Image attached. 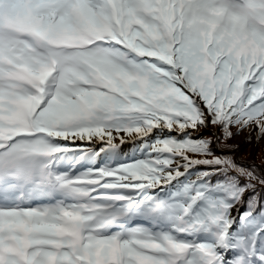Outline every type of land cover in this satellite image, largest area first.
<instances>
[{
	"label": "snow or ice",
	"instance_id": "6c2138e0",
	"mask_svg": "<svg viewBox=\"0 0 264 264\" xmlns=\"http://www.w3.org/2000/svg\"><path fill=\"white\" fill-rule=\"evenodd\" d=\"M264 0H0V264H264Z\"/></svg>",
	"mask_w": 264,
	"mask_h": 264
},
{
	"label": "trees",
	"instance_id": "16d2710c",
	"mask_svg": "<svg viewBox=\"0 0 264 264\" xmlns=\"http://www.w3.org/2000/svg\"><path fill=\"white\" fill-rule=\"evenodd\" d=\"M227 143L233 146L232 154L235 159H238L244 164L264 166V144H246L239 151V145H236L232 138Z\"/></svg>",
	"mask_w": 264,
	"mask_h": 264
},
{
	"label": "rangeland",
	"instance_id": "374dc122",
	"mask_svg": "<svg viewBox=\"0 0 264 264\" xmlns=\"http://www.w3.org/2000/svg\"><path fill=\"white\" fill-rule=\"evenodd\" d=\"M232 140L236 143V145H239V148L245 146L246 144H250V143H255L257 145L264 144V140H260V141H255L254 139L249 140L247 138V131L246 130L239 131L237 134H235L232 137Z\"/></svg>",
	"mask_w": 264,
	"mask_h": 264
}]
</instances>
